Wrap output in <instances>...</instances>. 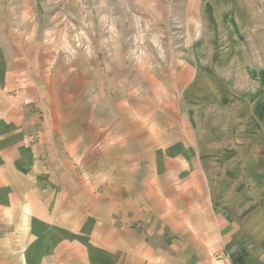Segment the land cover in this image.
<instances>
[{
    "label": "crops",
    "instance_id": "crops-1",
    "mask_svg": "<svg viewBox=\"0 0 264 264\" xmlns=\"http://www.w3.org/2000/svg\"><path fill=\"white\" fill-rule=\"evenodd\" d=\"M83 1L0 14V264H264V147L207 126L200 0Z\"/></svg>",
    "mask_w": 264,
    "mask_h": 264
},
{
    "label": "rangeland",
    "instance_id": "rangeland-1",
    "mask_svg": "<svg viewBox=\"0 0 264 264\" xmlns=\"http://www.w3.org/2000/svg\"><path fill=\"white\" fill-rule=\"evenodd\" d=\"M31 1L39 3V0ZM27 2L28 0H0V14H21ZM38 3L35 7L39 9ZM81 3L87 2L84 0ZM199 4L202 26L200 30L205 35L199 46L205 52L191 55V59L195 62L194 64L192 61L193 68L197 66L196 63L205 67V78H208L205 80V87H202L206 91L204 97L211 103L215 102L210 98L211 95H216L213 106L210 104L206 108L207 126L221 127L224 135L229 127L234 128V131L247 127L255 137L256 147L262 148L264 0H200ZM81 9L83 14L89 12L87 5H82ZM173 41L175 45L183 42L180 37ZM174 56L175 59L182 58L179 54Z\"/></svg>",
    "mask_w": 264,
    "mask_h": 264
},
{
    "label": "built area",
    "instance_id": "built-area-1",
    "mask_svg": "<svg viewBox=\"0 0 264 264\" xmlns=\"http://www.w3.org/2000/svg\"><path fill=\"white\" fill-rule=\"evenodd\" d=\"M217 258L224 262V264H231L229 255L225 252L217 255Z\"/></svg>",
    "mask_w": 264,
    "mask_h": 264
}]
</instances>
